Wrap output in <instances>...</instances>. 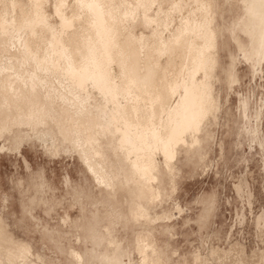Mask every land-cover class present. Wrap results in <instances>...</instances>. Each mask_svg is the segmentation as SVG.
<instances>
[{
  "label": "bare ground",
  "instance_id": "obj_1",
  "mask_svg": "<svg viewBox=\"0 0 264 264\" xmlns=\"http://www.w3.org/2000/svg\"><path fill=\"white\" fill-rule=\"evenodd\" d=\"M216 1L0 0V143L19 149L33 136L53 155L74 151L105 196L127 191L132 219L151 222L179 156L202 150L219 118ZM243 8L236 30L264 60V0ZM136 250L140 264H167L151 234ZM32 256L0 217V264Z\"/></svg>",
  "mask_w": 264,
  "mask_h": 264
},
{
  "label": "rangeland",
  "instance_id": "obj_2",
  "mask_svg": "<svg viewBox=\"0 0 264 264\" xmlns=\"http://www.w3.org/2000/svg\"><path fill=\"white\" fill-rule=\"evenodd\" d=\"M216 5L221 112L202 150L179 156L178 175L173 183L166 178L149 224L132 219L127 191L105 196L74 151L53 155L33 136L19 149L0 143L10 147L0 151V217L32 247L31 260L109 264L114 256L119 264H140L136 240L144 232L167 264H195L198 255L204 264H264V60L249 55V36L236 30L243 0ZM108 240L118 242L115 252Z\"/></svg>",
  "mask_w": 264,
  "mask_h": 264
}]
</instances>
